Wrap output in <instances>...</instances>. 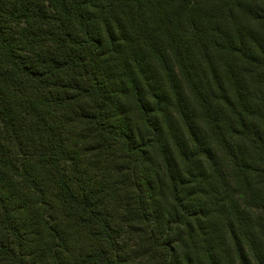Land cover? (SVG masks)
Returning a JSON list of instances; mask_svg holds the SVG:
<instances>
[{
	"label": "trees",
	"instance_id": "1",
	"mask_svg": "<svg viewBox=\"0 0 264 264\" xmlns=\"http://www.w3.org/2000/svg\"><path fill=\"white\" fill-rule=\"evenodd\" d=\"M154 1L0 0V264H264V222L243 221L264 214V46L253 31H220L230 93L189 24L199 59L171 47L181 58L166 62L170 98L134 48L159 51L156 31L125 21L127 5ZM257 1L249 12L264 24ZM179 75L198 95L207 139ZM89 153L107 159L106 174ZM64 222L87 244L72 245Z\"/></svg>",
	"mask_w": 264,
	"mask_h": 264
},
{
	"label": "rangeland",
	"instance_id": "2",
	"mask_svg": "<svg viewBox=\"0 0 264 264\" xmlns=\"http://www.w3.org/2000/svg\"><path fill=\"white\" fill-rule=\"evenodd\" d=\"M260 4L261 2L257 0H237L235 2L197 0L195 4L189 6L183 0H155L152 6L143 7L139 12H131V6L127 5L125 21L128 22L130 26L137 24L142 27H148L150 29L153 28L156 31L157 38L159 39L156 44L160 48L159 51L150 45L149 42L143 41H139L134 48L138 52L143 63L145 62L149 68L157 73V79L165 83L164 88L170 98H173L172 93L174 90L170 89L171 85H169L168 82L170 70L169 67L167 70L166 62L168 63V66H170L173 62H180L179 58H181V51L178 50L177 52H173L171 47L175 44L178 45L181 43L185 47V53L189 57H193L194 61H196L199 55L198 51L195 50L199 44L196 41H192L190 45V41L192 39L188 37V25L192 23L195 28V30H193V33L195 34L194 38L203 39V41L206 40L209 46V52L212 53V58L218 68L220 78L225 81L228 91L232 93L233 91H231V84H229L227 70L225 68L227 53L218 45V43L222 41L220 38V31L222 29L233 31L234 29L236 30L237 27L245 31H253L258 37V41H261V45L264 46V24L254 21L249 12L251 8H258ZM140 34L142 35V38L148 36L143 31H140ZM216 44L218 45V48L215 46ZM248 47L256 49V44L248 39ZM256 55H258L257 51ZM258 58H261L260 54ZM229 62L235 69H238V66L242 67L243 64L237 59ZM187 66L190 68L191 65L188 63ZM260 70L262 71L264 69L260 68ZM252 74L257 75V70L254 69ZM247 79L249 81V87L254 88L251 81L254 80L255 82L256 78L253 75H250ZM176 82L179 83L178 89L183 92V97L185 95L183 101L185 103L187 101L189 104L188 107L195 113L197 126L200 129V135H202L201 137L207 139L209 136V127L206 124L204 111L202 109V105L198 101L199 98L193 85L189 83L187 78L185 79L181 75L178 76ZM260 82V86L261 84L264 85V79ZM133 114L135 120L139 122V115L137 112H134ZM171 117L174 118L173 116ZM210 140H212V138H210L209 141ZM85 161L89 167H93V172L96 171L95 173L100 175L106 174L105 170L100 168V166H102L101 164L107 161L105 157H102L97 153H89V157L85 158ZM27 196L34 200V204L30 209L35 213H37L39 209L41 210L37 204V200L35 199L36 197L29 195V193ZM243 196L249 204H256L254 193L243 189ZM48 200L53 203V200L51 199V192L48 193ZM254 210L255 209L248 210L244 214L245 220L243 221L264 222V214ZM29 218L30 217L27 219ZM48 223L50 225L54 224V222ZM63 225L66 226H62V229L68 232L69 236H71L69 238L72 245H78L81 247L87 244L88 234L86 232L79 230L70 224H66V222H64Z\"/></svg>",
	"mask_w": 264,
	"mask_h": 264
}]
</instances>
